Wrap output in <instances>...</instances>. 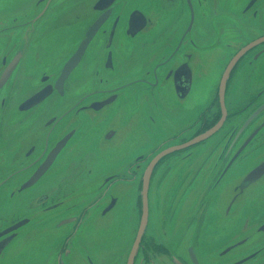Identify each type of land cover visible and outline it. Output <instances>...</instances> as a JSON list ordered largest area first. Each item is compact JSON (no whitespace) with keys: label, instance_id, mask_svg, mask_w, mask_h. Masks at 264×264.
Returning <instances> with one entry per match:
<instances>
[{"label":"flooded vegetation","instance_id":"1","mask_svg":"<svg viewBox=\"0 0 264 264\" xmlns=\"http://www.w3.org/2000/svg\"><path fill=\"white\" fill-rule=\"evenodd\" d=\"M228 6L234 11L222 22ZM263 11L264 0H0V242L5 240L2 232L10 229L7 235H12V224L29 203L37 206L33 212L26 207L24 216L33 213L25 218L36 227L49 219V211L64 204L59 199L64 184L58 174L50 182L42 176L27 191H18L17 183L26 182L66 136L67 145L77 134V120L68 121L69 116L100 111L95 104L114 95L113 102L119 100L118 87L129 82L154 89L159 100L160 90L175 89L176 83L188 79L186 71L176 78L181 64H190L195 75L201 68L196 65L198 51L208 40L224 36L233 41L227 43L230 56L217 82L213 81L206 109L193 123L174 130L151 159L141 155L130 166L132 176L126 178L137 180L134 205L127 215L133 227L131 241L128 235L121 257L108 264H205L201 246L205 248L215 236H221L218 255L224 264H264V173L246 180L264 163V82L256 85L255 79L264 40L246 48L264 36V23H257ZM100 16L102 24L87 53L98 48L95 53L103 57L86 64L87 72L80 76L85 79L68 78L63 92L54 89L48 97L26 105L34 94L56 84L65 55L76 50ZM82 20L87 23L80 39ZM146 37H153L155 43L165 40L167 56L155 64L154 79L146 77L147 70L136 79L123 80L116 70L126 69L134 55L145 54ZM238 53L222 91L225 69ZM119 55L132 56L121 60ZM140 60L133 62L137 68ZM172 146L177 147L161 155L148 176L146 213V169L155 155ZM197 147L201 148L189 161ZM108 181L104 185L110 189L117 178ZM54 182L56 189L47 190ZM17 196L22 197L18 207ZM104 199L96 202L101 221L115 208L107 209L109 202H119L114 194ZM85 215L67 217H74L73 229L61 234L65 239L54 264H75L80 250L73 251L69 243L80 232ZM106 238L95 242L105 244ZM11 246L12 239L0 256ZM87 260L97 264L90 255Z\"/></svg>","mask_w":264,"mask_h":264},{"label":"rangeland","instance_id":"2","mask_svg":"<svg viewBox=\"0 0 264 264\" xmlns=\"http://www.w3.org/2000/svg\"><path fill=\"white\" fill-rule=\"evenodd\" d=\"M232 11H234L232 6L226 7L220 21H226L232 15ZM262 13L263 15L257 20L258 25L260 22L264 23V11ZM70 23L72 24L71 17ZM86 23L85 20L81 22L80 39L83 36ZM70 34H72V28ZM152 38L144 39V42H147L143 51L147 58H141L139 69L135 68L131 71L134 60L129 61V74L137 72L146 74L147 70L152 72L155 64L167 56L165 40L155 43ZM78 41L76 40L74 48ZM228 42L233 41L224 36L220 39L219 36H215L198 51L199 59L196 61V65L201 67L199 68L201 75L194 88L184 99H179L173 89L163 88L160 90L158 100L154 89L145 87L137 89L135 86L125 89L119 100L108 108L97 112H86L84 115L75 117L69 116L68 121L77 120L78 132L73 138L74 148L71 146L69 151L65 150L61 154L58 163L47 177L48 182L54 180L51 177L56 174L60 179L62 178L64 185L59 189V199L64 204L56 210L49 211V219L37 226L42 232L41 235H36L33 238L30 233L39 234L38 229L30 228L28 231L25 227L22 234L27 238L20 234L12 242V246L0 256V264H54L58 256L57 251L66 234L73 229L74 224L71 222L60 227V222L55 224L58 218L57 214L62 212L79 215V217L86 213L84 220L80 223V232L69 243V247L73 251L80 250L76 255L75 264H89L88 255L97 264H108L113 257H121L119 252L128 238L131 241V229L133 230L130 220H127V215L134 205L137 180L131 181L126 178L132 176L130 166L135 165L138 156L145 155L151 159L156 150L171 137L174 130L193 123L200 112L206 109L214 88L213 81L217 82L229 60ZM65 49L67 51V47ZM97 49L92 48L88 52L82 66L99 62L96 59H101L103 55L96 54ZM257 63L258 69L261 67V70L258 72L257 69L255 79L256 85H260L264 82V54L258 58ZM118 73H123V71H118ZM85 74L86 72L82 76ZM122 76L124 75L122 74ZM135 92L139 93L137 97L134 95ZM190 109L197 110L190 112ZM81 122L83 126L80 127ZM110 132H114V134L108 136ZM200 148L194 149L193 155L187 159L193 160ZM133 172L135 173L136 170ZM113 174L116 175L117 181L109 189V184L104 185V182ZM71 175L72 177L69 178L68 176ZM113 179L110 178L109 182ZM56 184L57 182L52 183L54 186L47 190H55ZM111 194L118 196L119 202L112 211L108 212L106 215L108 217L101 221L102 218L97 216L100 211L96 202L101 201L104 196L105 199H108ZM19 203L20 198L18 199ZM36 206L35 202L29 203L22 208L19 216L25 214L26 207L33 212ZM52 215H56L57 218L49 223ZM62 233H65V236L61 237ZM106 235L105 244L95 242L97 238ZM109 239L118 240L119 244H110ZM220 241L221 236H215L205 248L201 246L202 259L205 264H224V260L218 255Z\"/></svg>","mask_w":264,"mask_h":264},{"label":"water","instance_id":"3","mask_svg":"<svg viewBox=\"0 0 264 264\" xmlns=\"http://www.w3.org/2000/svg\"><path fill=\"white\" fill-rule=\"evenodd\" d=\"M101 1H104V0H101ZM102 21H103V17L100 16L88 29H87V32H86V35L84 38H82L79 46L76 48V50L70 55V56H67L65 55L66 57V62H65V65L57 79V82L56 84L53 85H48L46 87H44L42 90H40L39 92H37L36 94H34L32 97H30L27 101H26V105H33L35 103H37L38 101H40L41 99H44L46 97H48L54 89H57V90H60L58 92H63L64 90V84L66 83V80L69 78V79H74L77 75L80 77L82 76L85 72H87L85 66H82L83 65V62L84 60L87 58L88 56V53H87V49H88V46L92 40V38L95 36V33L96 31L99 29V27L101 26L102 24ZM143 27V26H142ZM142 27H140L139 29H141ZM262 40H264V36L263 37H260L254 41H252L246 48L252 46V45H256L258 44L259 42H261ZM241 53H238L236 54L232 59L231 61L229 62L227 68L225 69V72L223 74V77H222V83H221V90L223 91V89L225 88V81H226V77L229 75V72L232 68V66L234 65V63L236 62V60L239 58ZM132 55H119L117 56V58L121 59V60H124V59H127V58H130ZM68 57V58H67ZM134 60L137 59H141V58H147V55L144 54V55H134L133 56ZM80 65V67H78ZM78 67L77 71L73 73V70L74 68ZM129 67V66H128ZM128 67L126 69H117L116 67V72L115 74H120V77L123 78V80H132V79H136L138 78L139 75H142V74H139L138 72L136 74H129L128 73ZM156 67V66H155ZM154 67V68H155ZM139 69L136 67V65L133 64V66L131 67V71L134 70V69ZM154 68L152 69V72H148L147 73V78L149 79H154L153 77V70ZM165 70V67L163 68ZM81 71H83V73H81ZM118 71H123V73H118ZM188 72L189 74V77L186 81H182L181 84H177L176 83V86H175V89L174 87H170V89H173L176 91L177 95L179 98L181 99H184L186 98L189 93L191 92V89H192V84H193V78H194V81L196 83V81L199 80L200 78V75H201V72L199 70V68L197 69L196 72V77L195 75H193V70L190 66V64L188 63H183L180 65V67L177 69V75H176V78L179 74H183ZM73 73V74H72ZM122 74L124 76H122ZM136 86V87H135ZM132 87H135V88H141V87H144L142 85H139V83H133V82H129V85H125V86H122V87H118L119 90H122L121 92L123 93V91L125 89H129V88H132ZM134 88V89H135ZM161 88V87H160ZM148 89H151L150 87H148ZM135 97H137L139 95L138 92H135ZM116 96H112L111 98L107 99V100H103L101 102H97L95 105V109L99 110L101 109L102 110V107H104L105 105L113 102L114 98ZM118 101V100H117ZM117 101L113 102L116 103ZM112 104V105H113ZM112 105H109L105 108H108ZM100 110V111H101ZM197 109H190L189 111L190 112H194L196 111ZM114 134V132H110L108 134V136H112ZM69 136H66L58 145H56L54 148H52V150H50L49 152V156L48 158L41 164L39 165L38 167L34 168V171L32 173V175L30 176V178L24 182V183H17V190H24V191H27V189L30 187V186H33V184H35L42 176L46 175L48 177V175L51 173V171L53 170L54 166H56V164L58 163L59 161V157L62 156L61 154L65 151V150H68L69 151V148H71V146H73L74 148V143H73V138L69 141V143L66 145V143L68 142L69 140ZM66 145V146H65ZM177 146H172L170 148H165L163 149L160 153H158L157 155L154 156V158L152 159V161L150 162L149 166L147 167L146 169V180H145V200H146V207H145V211L146 213H148V176L151 174V171H152V167L154 165V163L157 161V159L163 155L164 153L176 148ZM264 173V163L262 164H259L252 172H250L248 175H247V181L249 180H254L256 179L257 177H259L261 174ZM29 174V173H28ZM26 174V175H28ZM116 175H112L110 176V178H115ZM109 178V179H110ZM108 179V180H109ZM109 182V181H108ZM24 193H22L23 195ZM22 197H19L17 196V201H16V206L18 207L20 205V203L18 204V199ZM104 200H108V199H104ZM116 201L117 199H112L110 202H109V205L107 206V209L110 210V208H113L116 206ZM103 205V204H102ZM56 210V209H54ZM53 211V210H51ZM58 215V218L56 217V215H52L50 217V220H49V223H51L52 220H54L55 218H57V223L60 222V226H63L64 224L66 223H71L73 222L75 219L74 217H71V218H67L73 214H70V213H60V214H57ZM20 216L19 220L16 221L14 224H12V235H7L10 233V229L9 230H6L4 232H2L1 236L5 237L4 241H1L0 242V253L2 252L3 248L5 246H7L9 244V241L12 239V242H14V240H16L20 234H22V231L23 229H25V227L28 229L30 228H36L38 229L36 226L33 225V222L34 221H30L29 218H25V217H30V215H26V216ZM22 217V218H21ZM63 218H66V219H63ZM144 227L142 226L139 230V234H141V232L143 231ZM38 231L40 232L39 234L36 233V232H32L30 233L31 236L33 238H35L36 235H41L42 232L41 230L38 229ZM7 235V236H6ZM24 236V235H23ZM25 237V236H24ZM27 238V237H25ZM28 243V242H26ZM136 244H137V241H136ZM136 244H135V247H136ZM131 264V262L129 263ZM179 264V263H178Z\"/></svg>","mask_w":264,"mask_h":264}]
</instances>
